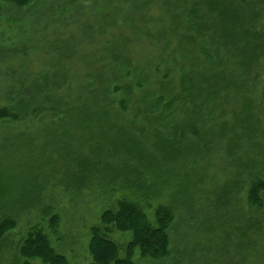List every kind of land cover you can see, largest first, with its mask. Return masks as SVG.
<instances>
[{
  "label": "rangeland",
  "instance_id": "1",
  "mask_svg": "<svg viewBox=\"0 0 264 264\" xmlns=\"http://www.w3.org/2000/svg\"><path fill=\"white\" fill-rule=\"evenodd\" d=\"M0 3V110L28 107L0 120V209L18 217L0 264H23L19 244L34 226L69 264H92L91 228L119 198L138 201V186L103 179L128 162L156 193L138 201L150 221L161 204L176 213L170 257L137 252L134 264H264V206L247 201L251 181L264 180V49L252 68L242 58L255 33L264 41V18L253 21L264 0ZM96 83L109 106L82 108ZM65 99L73 114L57 105ZM94 167L103 174L78 183Z\"/></svg>",
  "mask_w": 264,
  "mask_h": 264
},
{
  "label": "trees",
  "instance_id": "2",
  "mask_svg": "<svg viewBox=\"0 0 264 264\" xmlns=\"http://www.w3.org/2000/svg\"><path fill=\"white\" fill-rule=\"evenodd\" d=\"M34 1L35 0H2L3 3L17 9L25 8ZM238 1L246 2L247 0ZM2 14L3 7L0 3V24L2 20ZM260 17L264 18V14H256L255 20L253 21L255 22ZM250 32L251 30L248 31L249 34ZM255 35L256 36L254 37L253 42L256 48H254L253 51L250 50V52H246L247 54L250 53V55L248 56L245 53L242 54V58L249 61V67L251 68L259 64L260 55L264 49V41L262 36H260L258 33H255ZM239 51L240 50H237V52ZM251 68L248 71L250 72L248 74L249 76L254 73V71L252 72ZM95 87L96 89L92 90L88 97L77 98L76 101L78 102V105L87 110H99V108L109 106L105 102V100H102L100 89L97 83ZM216 94L218 93H213V95ZM210 96H212V94ZM57 105L61 106V109H67V111L63 113L68 115H70V113L73 114L74 100L71 102L69 101V99H65V102L63 100H59ZM27 109L28 107L25 102H19V104L11 110L6 108L0 110V120H2V122L20 121L21 119H24V117H26ZM110 110L113 112V109ZM92 115L96 116L95 113ZM170 131L174 132L173 136L171 137L174 139H172V141L170 135L168 136V138L165 137L168 142L174 144V142H176L179 137L182 138V125H174L173 129H171ZM236 138L240 137L236 136ZM236 138L234 139V143L237 142ZM239 145L240 143L233 144L232 148L227 150V153L230 155L235 154V152L239 149ZM236 159L238 165L242 166L241 159ZM137 163H140V161H137ZM252 163H255V160H252ZM118 165L119 167L115 170L116 173H110L109 176H105L103 178L105 181H107L108 178L114 184L116 182H123V184L124 182H126L127 184L123 185V189H128L130 185L131 187L134 185L136 187L138 186L136 189L137 192H134L136 194L135 198L138 199V201L142 199L143 193H145L148 198H150L151 196H156V193L146 192L149 190V188L140 183V178H143V176L140 174L136 175L133 172L134 168L131 167L133 163L128 162ZM125 171H127L128 173H124ZM93 172L94 173H88V175H86L87 173H78V183L82 182L85 178L91 180L96 176H101L103 174L100 173V175L99 173H97L96 167H94ZM1 174L2 173H0V175ZM231 183L232 182H228V184L226 185L227 189H230V187L233 186L232 190H235L236 182L234 185ZM230 192L226 193L224 199ZM138 201H129V199L126 197L119 198L112 208L107 209L103 212L100 218V225L91 228L89 254L92 259V264H134L133 257L137 252L144 258H152L155 260H165L170 257L172 245L170 229L176 219V213L173 209V206L162 204L158 206L154 211V221L151 222L146 211L143 209L142 205L138 203ZM247 201L248 204L254 209H261L264 206L263 179H256L251 181L249 189L247 191ZM3 210L4 208L0 209V241H3L5 237L17 227L18 218L15 217V215L13 216L7 214V212ZM49 212L50 208H47L45 214L49 215ZM55 223L56 216H53L50 220V224L53 230H56L57 227L55 226ZM254 223L258 224L257 222ZM115 232L128 234L130 238L125 244L120 245L110 238V236ZM19 254L24 260L23 264H33V260H39L41 264H69L65 256L56 252V250L52 247L48 236L38 226L31 227L28 230L27 235L20 241Z\"/></svg>",
  "mask_w": 264,
  "mask_h": 264
}]
</instances>
